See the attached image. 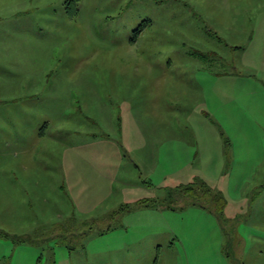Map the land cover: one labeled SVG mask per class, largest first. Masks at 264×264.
I'll use <instances>...</instances> for the list:
<instances>
[{"label": "rangeland", "instance_id": "374dc122", "mask_svg": "<svg viewBox=\"0 0 264 264\" xmlns=\"http://www.w3.org/2000/svg\"><path fill=\"white\" fill-rule=\"evenodd\" d=\"M0 77V264H264V0H0Z\"/></svg>", "mask_w": 264, "mask_h": 264}, {"label": "trees", "instance_id": "16d2710c", "mask_svg": "<svg viewBox=\"0 0 264 264\" xmlns=\"http://www.w3.org/2000/svg\"><path fill=\"white\" fill-rule=\"evenodd\" d=\"M193 55H195V53ZM188 207H197L208 211L223 224L222 214L225 208V201L222 196L213 194L208 185L200 179L184 187L175 188L163 199L144 198L138 200L133 205H122L110 217H115L117 219L119 216V218H122L124 215L138 209L162 208L170 211H177ZM109 229L110 228L107 230ZM25 240V238L19 239V241L22 242Z\"/></svg>", "mask_w": 264, "mask_h": 264}, {"label": "crops", "instance_id": "0c3cea01", "mask_svg": "<svg viewBox=\"0 0 264 264\" xmlns=\"http://www.w3.org/2000/svg\"><path fill=\"white\" fill-rule=\"evenodd\" d=\"M1 78V77H0ZM34 79H36V76H32V75H29V82L28 83H25L22 85L23 87V91L25 90H32L33 93H29V94H25L22 96L23 99L19 100V102L21 103H28L29 105H35V104H38L40 101V98H42L44 96V91L42 92L43 95H40L37 93V90L34 89V83L32 84V82H34ZM25 80V79H24ZM32 88V89H31ZM21 89L19 90V92L22 91ZM37 96V97H35ZM39 97V100L38 101H35V99H37ZM35 101V102H34ZM18 103V101H17ZM16 103V104H17ZM21 107V106H19ZM32 107V106H31ZM49 120H46L44 123L41 124L40 127H38V130H37V135L39 138H43L45 136V127H47V124H48ZM29 124V123H28ZM29 126V125H28ZM63 172V171H62ZM66 173V171H65ZM65 180H66V177L64 176ZM191 208V207H190ZM186 209V208H185ZM150 210H155V211H162V210H166V209H162V208H150ZM129 214V213H128ZM127 215V214H126ZM212 215V214H211ZM125 216V215H124ZM155 234H158V233H155ZM126 242V240H125Z\"/></svg>", "mask_w": 264, "mask_h": 264}]
</instances>
